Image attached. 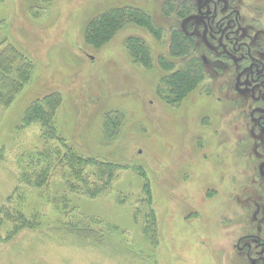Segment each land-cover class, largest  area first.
Masks as SVG:
<instances>
[{
	"label": "rangeland",
	"instance_id": "374dc122",
	"mask_svg": "<svg viewBox=\"0 0 264 264\" xmlns=\"http://www.w3.org/2000/svg\"><path fill=\"white\" fill-rule=\"evenodd\" d=\"M170 1L0 0V54L29 76L0 104V264H248L235 246L264 213L262 90L242 75L246 51L225 42L235 16L219 37L200 20L217 29L238 11V40L261 41L264 0H186L183 19L168 17ZM126 8L160 31L126 24L100 49L85 42L92 21ZM173 30L193 37L201 68L184 97L167 83L184 71ZM50 96V124L26 123Z\"/></svg>",
	"mask_w": 264,
	"mask_h": 264
},
{
	"label": "trees",
	"instance_id": "16d2710c",
	"mask_svg": "<svg viewBox=\"0 0 264 264\" xmlns=\"http://www.w3.org/2000/svg\"><path fill=\"white\" fill-rule=\"evenodd\" d=\"M190 11V6L186 0H180V2L176 1L174 3H171L170 1L165 4V12H168V17L171 13L180 16L183 19ZM126 24L144 26L152 32L156 30L160 31L159 28L153 24L150 16L139 9H116L103 14L100 18L95 19L90 23L85 34V42L95 49H100L107 45V43L114 38L116 33L122 29L123 25ZM170 35L172 55L180 60L184 58L182 61L184 71L171 75L167 79V83L174 95L184 97L185 94L194 88L200 81L201 68L198 64V59L194 55L193 37H188L185 32L176 30L170 32ZM137 42L129 43L128 45L132 48L135 58L137 57L140 60H144V63L146 64L150 58L149 52L144 44L140 45V41ZM10 54L11 69L8 71L7 65L3 62V59ZM15 64L16 67H18L20 65L23 66L24 63L18 59L16 55L10 52L4 51L0 54V104L4 107H9L12 104L18 95L19 90H21L19 88H21L22 85L27 84L29 81V76L26 75L28 68L24 65L19 72L25 71V76L17 77V74L15 75L13 71ZM166 64L167 65L164 66V68L168 69L169 65L168 63ZM59 103V97H47L43 101V104H35L28 110L25 115V122L42 121L48 126L52 121V118L47 117V115L51 112L53 113L55 109L58 108ZM109 123L111 122L109 121ZM74 161L78 162L76 159H74ZM73 163L74 162L72 161L71 164ZM100 169L107 170L108 168L101 167Z\"/></svg>",
	"mask_w": 264,
	"mask_h": 264
},
{
	"label": "flooded vegetation",
	"instance_id": "af4514ba",
	"mask_svg": "<svg viewBox=\"0 0 264 264\" xmlns=\"http://www.w3.org/2000/svg\"><path fill=\"white\" fill-rule=\"evenodd\" d=\"M216 2L220 3V0H215ZM206 3H212V0H205ZM224 2H227V0H224ZM223 9H225V5H220ZM198 12V9H196ZM194 10V11H196ZM216 12V11H215ZM211 14V13H210ZM211 17V15H208ZM234 17V22L237 26L236 31L229 32L227 35V40L225 42L232 43L233 44V52L236 55H240L242 51H246V60L249 62V65L243 69V77L246 79L249 77L251 83L253 84L254 88L253 90L261 91L260 101L264 103V36L263 40H259V37L262 35L261 33H257L255 38L251 42H240L237 38V34L240 31V20H239V12L235 11L233 14L230 13L229 15H226L223 17V20H221V23H219V26H217V29H214V27H211V20L205 22V17L202 16L200 22L203 24L205 23L208 26V30L211 32V35H214L216 37H219L223 34V31L220 30V26L224 23L229 22L230 25L233 23L231 20V17ZM192 20V14L188 16ZM209 17V18H210ZM229 17V19H227ZM232 22V23H231ZM187 31V29H185ZM188 32V31H187ZM239 59V58H238ZM240 60V59H239ZM203 62L205 65H208V59L207 57L203 56ZM258 96V97H259ZM262 114H264V109L260 110ZM253 120L256 121L258 129L264 133V117L260 118H253ZM219 136V134L217 135ZM203 146V143L201 144V147ZM261 168L260 173L264 177V164ZM262 200L264 201V195H261ZM247 202L243 204V206L246 205ZM262 205L259 203L257 205V210H260ZM264 208V205H263ZM258 222H261V224L256 227L255 233L249 234V235H243L241 239L237 242L235 246L236 253L238 254V257L241 259H244L248 264H264V213L261 219L257 220Z\"/></svg>",
	"mask_w": 264,
	"mask_h": 264
}]
</instances>
